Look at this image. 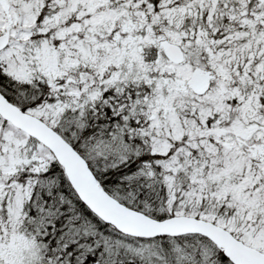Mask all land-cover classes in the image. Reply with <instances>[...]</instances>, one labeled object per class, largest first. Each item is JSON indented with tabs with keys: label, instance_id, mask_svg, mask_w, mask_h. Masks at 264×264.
<instances>
[{
	"label": "snow or ice",
	"instance_id": "obj_1",
	"mask_svg": "<svg viewBox=\"0 0 264 264\" xmlns=\"http://www.w3.org/2000/svg\"><path fill=\"white\" fill-rule=\"evenodd\" d=\"M0 264H264V0H0Z\"/></svg>",
	"mask_w": 264,
	"mask_h": 264
}]
</instances>
